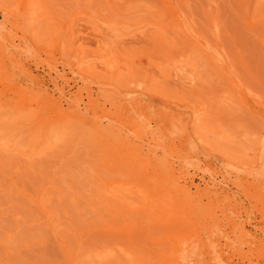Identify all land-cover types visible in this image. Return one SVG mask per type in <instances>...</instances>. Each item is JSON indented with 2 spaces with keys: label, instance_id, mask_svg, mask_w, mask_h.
I'll return each mask as SVG.
<instances>
[{
  "label": "rangeland",
  "instance_id": "1",
  "mask_svg": "<svg viewBox=\"0 0 264 264\" xmlns=\"http://www.w3.org/2000/svg\"><path fill=\"white\" fill-rule=\"evenodd\" d=\"M263 135L264 0H0V264H264Z\"/></svg>",
  "mask_w": 264,
  "mask_h": 264
},
{
  "label": "bare ground",
  "instance_id": "2",
  "mask_svg": "<svg viewBox=\"0 0 264 264\" xmlns=\"http://www.w3.org/2000/svg\"><path fill=\"white\" fill-rule=\"evenodd\" d=\"M151 105V103H147L146 106H144V108L138 112H136L134 110L133 107L128 108L125 113L123 114L122 117V121H121V127L123 129V131L126 133L125 139H124V144L122 146V153L126 154L128 153V148L130 149V144L132 142H141L143 141L146 137L147 134H153L155 129L158 127L159 123H160V118L158 117V115H150L149 117H146L145 114L147 113V109L148 107ZM139 113V114H138ZM64 118L59 117V119L57 121H63ZM149 120H151L153 122V127L154 128H148V122ZM54 126L57 125V122H55L53 124ZM60 125V124H59ZM94 132H96L97 134L104 136V134L106 132H108L107 127H100L98 126L96 123H93L92 125ZM60 129L65 128V126H60ZM55 128L52 126L50 130H54ZM55 132V131H54ZM109 141L111 142L112 140L109 139ZM132 141V142H131ZM260 147L262 152L264 153V135L261 137L260 139ZM123 148L126 149L125 151H123ZM149 152L151 153H155L154 149H149ZM166 172V173H165ZM144 173V172H143ZM159 174V173H157ZM157 174L155 173L152 177L153 179L149 182L152 184H159L160 181L157 178ZM161 174H167L166 170H163L161 172ZM144 174L141 175V177H143ZM154 180V181H153ZM107 185H111V182H108ZM185 191H189V187L188 186H184ZM196 189H198V185L195 186ZM187 213H190L191 210H193L194 206L192 205L191 201H188L187 204ZM178 252L180 251H185V249H179L177 250Z\"/></svg>",
  "mask_w": 264,
  "mask_h": 264
}]
</instances>
